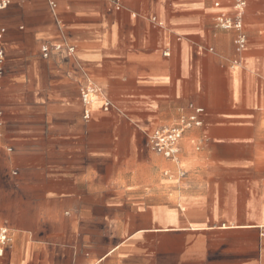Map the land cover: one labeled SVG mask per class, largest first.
<instances>
[{
    "label": "crops",
    "instance_id": "0c3cea01",
    "mask_svg": "<svg viewBox=\"0 0 264 264\" xmlns=\"http://www.w3.org/2000/svg\"><path fill=\"white\" fill-rule=\"evenodd\" d=\"M10 1L0 264H264V0L242 50L235 0ZM198 107L175 158L151 149Z\"/></svg>",
    "mask_w": 264,
    "mask_h": 264
},
{
    "label": "built area",
    "instance_id": "2783aa9c",
    "mask_svg": "<svg viewBox=\"0 0 264 264\" xmlns=\"http://www.w3.org/2000/svg\"><path fill=\"white\" fill-rule=\"evenodd\" d=\"M116 4L117 8H120L122 5V0H111ZM10 0H0V11L6 9ZM54 5V4H53ZM219 5V3H216ZM247 5V0H235L233 4V14L222 13L217 17L218 24L222 28L226 29H235L238 31V36L236 38V45L239 50H242L246 47L247 44V35L244 32V11ZM55 6V5H54ZM6 28L0 26V80L4 75L5 68V49H4V36L6 33ZM55 50L61 51L63 49L62 44H56L53 46ZM50 46L44 45L42 47V53L44 56H48L50 52ZM68 53H74V47H67ZM1 89V85H0ZM94 91L91 85H87L81 91L82 101L85 105H90L92 102V92ZM110 103H105V108L109 107ZM204 109L201 107L195 108V114H193L189 120H185L182 124L175 126H164L155 129L148 136V143L152 150L168 157L175 158L178 153V143L181 139L185 128L189 127L191 124H201L199 114L203 113ZM84 117H90V110L85 109ZM9 241L8 229L6 227L0 226V243L5 244Z\"/></svg>",
    "mask_w": 264,
    "mask_h": 264
}]
</instances>
